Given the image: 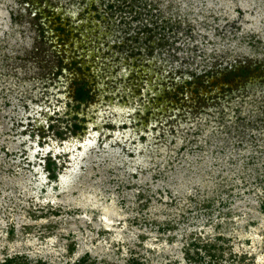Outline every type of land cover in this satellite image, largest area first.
<instances>
[{
  "label": "rangeland",
  "instance_id": "374dc122",
  "mask_svg": "<svg viewBox=\"0 0 264 264\" xmlns=\"http://www.w3.org/2000/svg\"><path fill=\"white\" fill-rule=\"evenodd\" d=\"M263 204L264 0H0V264H264Z\"/></svg>",
  "mask_w": 264,
  "mask_h": 264
},
{
  "label": "trees",
  "instance_id": "16d2710c",
  "mask_svg": "<svg viewBox=\"0 0 264 264\" xmlns=\"http://www.w3.org/2000/svg\"><path fill=\"white\" fill-rule=\"evenodd\" d=\"M84 95H87V91L84 90L83 87L77 88L76 90L77 98L76 99L84 100L85 99ZM263 207H264V204H263ZM204 250H210V249L208 248ZM196 254H197L196 256L187 255V258L193 262H197V261L200 262L203 255H199L198 251L196 252ZM39 262L40 264H44L41 260H39ZM86 262H87V257L82 256L77 261H75L73 264H86ZM1 264H29V263L27 262V259L24 258V256L14 255V256L7 257L4 261H2ZM91 264H94V263H91ZM125 264H144V263H141V261H138L136 258H129Z\"/></svg>",
  "mask_w": 264,
  "mask_h": 264
}]
</instances>
